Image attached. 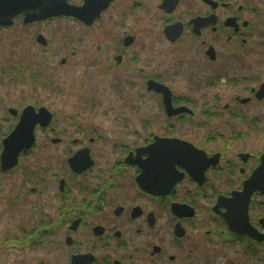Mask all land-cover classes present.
<instances>
[{"label": "flooded vegetation", "instance_id": "1", "mask_svg": "<svg viewBox=\"0 0 264 264\" xmlns=\"http://www.w3.org/2000/svg\"><path fill=\"white\" fill-rule=\"evenodd\" d=\"M67 2L105 9L91 26L73 17L24 22L22 16L0 26V185L14 177L27 184L28 193L38 194L40 168L35 157L44 146L43 136L52 146V159L59 158L63 166L53 175L58 206L52 208V250L65 252L63 264H264V193L248 192L244 186L264 156V0H167L164 7L163 0ZM154 8L167 43L188 39L177 55L180 77L198 91H213L202 109L195 111L196 100L189 96H174L169 85L173 67H156L151 73L138 65L145 45L137 46V33L123 31L118 37L112 31L109 35L117 37V45L98 46L86 55V66L99 67L96 71L102 74L115 69L119 76L124 69L133 95L138 81L141 92L159 99L166 119L184 126L199 120L195 131L175 136V127L167 125L162 133L137 142V131L112 133L92 125L54 128L57 117L39 97L40 91L55 88L60 75L54 74L48 58L52 41L40 26L65 21L87 32L103 28V20L131 22L138 14L151 22ZM196 20L204 24L196 26ZM175 24L181 25L182 33L170 41L164 30ZM30 33L19 63H6V39L11 36L23 46ZM126 38L132 39L128 45ZM68 55L59 61L61 66L71 63L77 51L71 49ZM163 87L170 91L172 108L184 110L167 114ZM41 109L50 114L48 124L37 122L32 145L15 154L10 149L4 159V142L26 110L35 115ZM155 138L179 139L200 152L182 153L175 170L154 168L148 147ZM143 172L149 192L138 182ZM171 172L175 184L165 187ZM37 243L29 242L32 247Z\"/></svg>", "mask_w": 264, "mask_h": 264}, {"label": "rangeland", "instance_id": "2", "mask_svg": "<svg viewBox=\"0 0 264 264\" xmlns=\"http://www.w3.org/2000/svg\"><path fill=\"white\" fill-rule=\"evenodd\" d=\"M157 14L154 8L151 22L142 18L141 14L125 23H109L103 20V28L97 27L87 32L65 21L40 26L39 29L46 38L52 41V54L49 53L48 58L52 62L54 74L60 75L55 88L52 91H40L39 97L40 104L51 108L57 117L54 128L62 130L92 125L112 133L130 134L137 131V142L151 133H162L167 125L175 127V136H179L180 131H185L187 135L195 131L196 122L199 120L184 126L177 124L175 120L166 119L159 99L141 92L138 81L136 94L133 95L134 88L130 91L127 87L129 78L123 74L124 69H121L122 74L119 76L115 69L104 70L102 74L96 71L99 67L86 66L89 63L86 55L93 54L98 46L107 49L117 45V37L109 35L112 31L118 37H122L123 31L137 33V46L145 45V53L140 55L138 65H145L150 71L156 67L160 70L173 67L169 85L174 96H189L196 100L195 111L202 109L200 106L206 102L205 99H210L213 91L203 88L198 91L188 84L184 75L180 77L177 55L181 47L187 46L188 39L185 37L176 45L167 43L163 38L161 21ZM33 29L29 30L32 34ZM104 29L105 34H102ZM32 34H28L23 46L11 36L6 39L10 58L6 63H19L21 47L28 49V39ZM71 49L77 51L76 57L71 63L61 66L59 61L62 57H68ZM144 54L150 60L145 61ZM250 60L254 58L250 57ZM46 142L41 136L40 145L44 146L39 147L35 157L36 165L40 168L38 194L28 193L27 184L14 177H8L0 185V264H63L62 254L65 252L52 250V241L55 240L52 237V208L58 206V199L54 198L57 186L53 175L61 173L63 166L60 162L57 163L59 158L56 162L52 159V146ZM61 150L62 148H58L59 152ZM35 226L36 230L33 231ZM34 239L38 243L32 247L29 242ZM64 250L67 251L65 248Z\"/></svg>", "mask_w": 264, "mask_h": 264}, {"label": "water", "instance_id": "3", "mask_svg": "<svg viewBox=\"0 0 264 264\" xmlns=\"http://www.w3.org/2000/svg\"><path fill=\"white\" fill-rule=\"evenodd\" d=\"M165 2L167 3V0H163L162 7L165 6ZM104 9L105 6H75L69 4L67 0H0V26L11 25L16 16H22L24 22H34L48 18L73 17L83 24L91 26L95 20L100 17V12ZM170 10L171 8L168 9V11ZM1 11H3V16L1 15ZM194 23L196 26H201L204 24V21L196 20ZM181 33L182 28L180 24H175L164 30L165 36L170 41L176 40ZM131 41V38H126L125 45L130 44ZM160 92L163 94L168 115H173L184 110L182 108H172L170 91L168 88L163 87ZM46 112L45 109H41L39 114L34 115L30 110H26V115L21 119L16 130L4 142V159L9 155L10 149H12L15 154L20 150H27L32 145L34 125L37 122L41 125H46L50 120V114ZM148 148L151 158L156 162L153 164L154 168L166 167L169 171L175 170V166L181 164V160H183L181 157L182 153L188 152L191 154L199 151L188 142L173 138H155L154 143ZM14 161L15 160L12 162ZM69 163L70 165L72 164L71 159ZM142 168L145 170V166ZM145 176L146 174L143 172L138 182L143 190L149 192V181H145ZM141 178H144L143 181ZM252 178L251 181L244 185L246 191L250 192L253 189H258L264 193V156L261 159L260 167L255 171ZM175 180L176 177L171 172L168 180L163 182V185L171 188V186L175 184Z\"/></svg>", "mask_w": 264, "mask_h": 264}]
</instances>
